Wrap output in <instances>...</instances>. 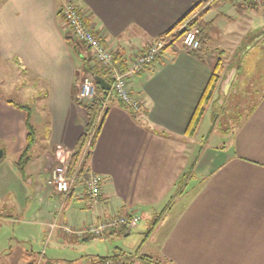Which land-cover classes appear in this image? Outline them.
<instances>
[{"label": "crops", "instance_id": "0c3cea01", "mask_svg": "<svg viewBox=\"0 0 264 264\" xmlns=\"http://www.w3.org/2000/svg\"><path fill=\"white\" fill-rule=\"evenodd\" d=\"M69 1L80 7L93 32L125 67L194 3L202 1L201 6L209 8L202 18L208 27L201 50L188 52L174 43L151 65L127 76L130 93L143 109L138 116L117 97L105 101L89 158L90 171L100 177L95 205L84 183L73 185L71 195L48 184L52 161L67 165L86 122L85 109L76 103L84 72L59 13ZM252 10L230 0H0V63L15 68L21 79L16 89L27 90L33 102L29 113L46 129L39 163L31 168V153L20 169L15 159H22L25 146V112L0 96V264H33L24 247L26 227L16 231L14 224L34 223L30 217L43 213L49 216L54 195L66 206L63 216L73 222L78 218L89 223L114 213L138 215L134 228L141 227L137 234L143 242L130 264L154 263L152 255L172 264H264V87L251 85L259 73L247 55L255 46L264 48V22L251 26ZM226 20L238 25L232 44H223ZM228 50L233 56L224 57ZM215 53L223 66L194 133L188 135L185 130L209 80ZM219 90L224 100L214 109L215 123L225 115L230 118L227 108L241 106L228 142L208 148L204 134H195ZM209 136L212 130L206 142ZM205 155L212 158L208 167ZM184 173H189L187 184L176 193ZM117 230L128 234L131 229L110 228L102 236L81 240L105 238ZM121 253L124 250L111 254Z\"/></svg>", "mask_w": 264, "mask_h": 264}, {"label": "rangeland", "instance_id": "374dc122", "mask_svg": "<svg viewBox=\"0 0 264 264\" xmlns=\"http://www.w3.org/2000/svg\"><path fill=\"white\" fill-rule=\"evenodd\" d=\"M255 2H256V7L253 8L252 10V13H254L255 16L249 21L250 25L254 27L264 22L263 20L264 0H257ZM225 24H226L225 29H222L221 31V33H223L222 37L224 39L223 44L225 43L232 44V40H230L234 35L232 32L238 29V25L237 23H234V21H229V20H226ZM245 28L248 30L253 29L248 27ZM260 43H264V37H262ZM226 52L227 53L224 57L233 56L234 53L233 51L228 50ZM249 53L247 55L252 57L250 61L251 63H253V65L257 63V71L259 73L257 80L252 81L251 85L256 87L259 84H261L264 87V57L262 55L264 54V48L262 47V51H261L259 47L255 46L253 47L252 52L250 54ZM218 56L219 53H215L214 61ZM220 66L222 67L223 65ZM247 66L248 64L246 65V68ZM14 69L15 68L13 66H10L8 63H0V96L12 100V102L28 104L29 106V104L30 105L31 103L33 104L32 97L26 94L27 91L26 89L23 88L16 89L15 85L16 83L20 82L21 79L18 75L16 76ZM247 69L249 70L250 67ZM218 72L220 73L219 70ZM82 76L83 75H81V78ZM259 92L260 90L258 91V93ZM253 93H254L253 90L250 91L249 96ZM242 97L244 99L245 95ZM223 100L224 98L222 92L220 91L216 93L214 107L208 105L204 114V120L196 130L195 137L201 138L202 134H204V146L206 144L208 148L216 144H221L224 142L227 143L229 140V136H231V133L234 129L233 125L237 123L235 117L237 116L238 108L241 105L227 108L225 114L228 113L230 118H227L226 117L227 115H225L224 118H221L216 123L213 121L212 118L214 115V109H218V101H220L219 103L221 105V102ZM34 116L35 114L31 111L30 121L32 123H35ZM34 125H35L36 140L31 150L26 155L27 157L29 156V154L31 155V153L33 155L32 160L30 162L31 168H35L39 163L38 157H40V154L45 146L42 138L44 135H46V129L43 126L41 127L38 123H35ZM210 130H212V136H209V140H207L206 142L205 138L206 135H208V133L210 132ZM207 147H205V149H207ZM205 157L207 158L208 163L204 164V167H208L210 164L209 161L212 158H208V155H205ZM15 161L19 162V159L16 158ZM55 165H57V161H52L50 168L52 169L53 167H55ZM189 179L193 181L195 178L192 176ZM57 199H58V195H54L53 197L50 198L51 205L49 206V210H50L49 216H46L45 213H43L41 217H37L35 219L33 218V216L30 217V219L34 221L37 220L35 221L36 223L22 222L20 224L17 222L14 224L16 231H20L26 227L25 233L27 234L28 238L26 239V243H24L25 245L24 247L28 250V253L30 254L29 258L33 260V264H94L99 259L98 257L107 256V254L113 256L111 253L115 250L118 251L124 250V253H121L119 255L130 256L135 254V251L137 250V246L140 248V243L143 242L142 241L143 237L138 236L137 233L141 229V227L130 228L131 230L128 234H126L125 231L117 230L115 232H111L107 234L105 238L92 237L89 239L81 240L82 238H79L75 235L73 236V238H68V236H63L64 232L60 229L61 227L52 228L51 227L52 223L55 224L57 223V225H66L71 229H74V228H81L83 225H87L91 222L83 223V220L79 221L80 219L78 218H76V220H74L73 222L72 219L67 217L65 218L63 216V213H64V208L66 206L62 208L60 204V200L56 202ZM61 199H63L62 196ZM74 201L76 202V200ZM145 222H146L145 220L142 221V223ZM16 225L18 226L16 227ZM148 241L149 239L144 241V243H148ZM146 252L148 254H151V251H146ZM152 258L154 263L150 262L151 264H172L169 260L156 259V257L153 255ZM132 264H143V263L133 262Z\"/></svg>", "mask_w": 264, "mask_h": 264}, {"label": "built area", "instance_id": "2783aa9c", "mask_svg": "<svg viewBox=\"0 0 264 264\" xmlns=\"http://www.w3.org/2000/svg\"><path fill=\"white\" fill-rule=\"evenodd\" d=\"M232 1L238 2L241 0ZM59 13L71 36L84 42L90 48L95 60L107 70L109 78L111 79L109 91L112 90V93L131 109L136 111L142 110L141 103L130 93L127 85V76L141 71L145 65H151L175 32L153 40L143 51L138 53L131 62H129L125 70H120L114 64L111 50L103 45L100 36L93 32L92 27L86 25L85 14L77 4L70 1L65 2L60 7ZM191 18L192 16H190L178 29L183 32L181 40L182 47L188 52L200 49L204 39L199 28L188 26V21ZM107 94L103 97H107ZM94 95V81L90 75L84 73L77 90V97L84 101H88L93 98ZM105 101L102 102L103 108L105 106ZM90 138L91 134L87 137L84 151L90 149ZM48 184L57 192L67 195L70 192L71 187L74 185V175L67 176L66 164L61 163L51 169ZM84 187L86 194L92 199V204L95 205L100 194V177L94 172L89 171L84 180ZM138 220V215L130 213H114L96 219L87 225H83L81 228L71 229L66 225H60L59 227H61L60 229L68 235H75L79 238H84L86 236H102L107 229L115 227H125L130 229L135 226ZM54 226L55 223H52L51 227ZM133 260H135L133 255H114L100 259L98 264H130Z\"/></svg>", "mask_w": 264, "mask_h": 264}, {"label": "trees", "instance_id": "16d2710c", "mask_svg": "<svg viewBox=\"0 0 264 264\" xmlns=\"http://www.w3.org/2000/svg\"><path fill=\"white\" fill-rule=\"evenodd\" d=\"M242 3H245L247 7L249 8H255L256 2L253 0H241ZM202 1H198L194 3L190 9H188L186 12H184L170 27H168L163 33H161L158 38L165 37L173 32H175L172 36L170 41L167 42V44L164 46L163 49L172 46L174 43L181 44L182 40V30H178L180 26L190 17L192 18L188 21V26H195L199 28L201 33L204 36V39L202 41L200 49L203 47V43H205V32L208 27V22L203 21V16L208 11V7L201 6ZM86 25L88 24V21L85 19ZM66 39L68 41V44L72 48V50L75 52V54L80 58L81 61V68L85 74H88L92 77L94 81L95 86V95L93 98H91L88 101H80V99H76V103L83 107L85 109L86 114V122L84 125L83 132L78 138L77 144L75 148L73 149L70 158L66 165V174L67 176L74 175V186L83 184L85 177L87 173L90 171L89 168V158L91 154V149L95 143V138L99 132V128L105 113V108L102 106V102L105 100H109L113 97H116L115 94L112 93V90L109 91L107 94V97H103L102 89L99 87L98 83L94 80L95 76H100L104 79H106L109 83H111V79L109 78L107 70L102 67L94 58L93 53L91 52L90 48L82 41H79L75 38H73L69 32V34L66 36ZM162 49V50H163ZM192 53H196V51H191ZM113 61L117 68L120 70H125V63L123 60H120V56L117 54H113ZM221 65V57L218 56L215 61L212 64L211 72L209 80L204 87V90L194 108V111L191 115V118L188 122V125L186 127L185 133L188 135H191L194 133L197 124L199 123V120L201 118V115L203 113L204 104L211 98L212 91L216 86V82L219 78L218 70ZM147 66V65H145ZM120 101V100H119ZM122 107L128 109L133 116H138L139 111L133 110L130 107H128L125 103L122 101L119 102ZM12 105L16 108L22 109L25 112V146L21 153V158L19 162H17V165L21 169L22 162H25L28 160V157L26 156L28 152L31 150L32 145L35 142V129L30 123L29 119V107L28 105H23L19 103H12ZM143 110V109H142ZM91 134L90 138V149L84 151L83 149L86 144V140L88 135ZM189 177V173H184L178 183V187L176 190V193L181 192V190L184 188L186 181ZM72 194V190L68 193V195ZM174 197L172 196V199ZM172 199H170L167 208L169 207L170 203L172 202ZM163 212L158 213L155 218L152 221L151 229L152 227L159 221L161 216L163 215ZM150 229V230H151ZM86 239V238H85Z\"/></svg>", "mask_w": 264, "mask_h": 264}, {"label": "water", "instance_id": "95a60500", "mask_svg": "<svg viewBox=\"0 0 264 264\" xmlns=\"http://www.w3.org/2000/svg\"><path fill=\"white\" fill-rule=\"evenodd\" d=\"M94 80L98 83L99 87L102 89L103 96H105L110 89V83L106 79L100 76H95ZM1 154H2V151L0 150V157H1Z\"/></svg>", "mask_w": 264, "mask_h": 264}]
</instances>
